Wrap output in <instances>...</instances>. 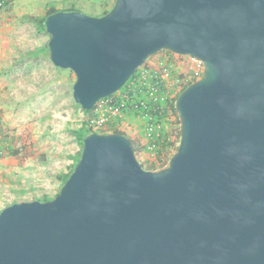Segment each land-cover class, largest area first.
Masks as SVG:
<instances>
[{
	"label": "water",
	"instance_id": "water-1",
	"mask_svg": "<svg viewBox=\"0 0 264 264\" xmlns=\"http://www.w3.org/2000/svg\"><path fill=\"white\" fill-rule=\"evenodd\" d=\"M45 28L83 110L161 51L203 73L178 95L165 168L146 170L127 135L89 133L53 199L0 212V264H264V0H116Z\"/></svg>",
	"mask_w": 264,
	"mask_h": 264
},
{
	"label": "rangeland",
	"instance_id": "rangeland-1",
	"mask_svg": "<svg viewBox=\"0 0 264 264\" xmlns=\"http://www.w3.org/2000/svg\"><path fill=\"white\" fill-rule=\"evenodd\" d=\"M94 1L100 0H6L7 5L0 7V116L4 127L0 132V212L14 200L54 198L62 185L58 175L71 171L80 158L82 143L73 131L86 127L89 114L74 101L75 74L51 62L50 36L35 26L33 18L45 16L53 7L96 16ZM159 56L167 52L152 59ZM177 58L178 63L184 61ZM133 134V140L145 144L143 131ZM16 150L18 155L12 154ZM17 161L29 166L26 173L35 184L20 195L12 192L16 187L11 189L8 179L18 177L21 169L2 167Z\"/></svg>",
	"mask_w": 264,
	"mask_h": 264
},
{
	"label": "built area",
	"instance_id": "built-area-1",
	"mask_svg": "<svg viewBox=\"0 0 264 264\" xmlns=\"http://www.w3.org/2000/svg\"><path fill=\"white\" fill-rule=\"evenodd\" d=\"M2 4L0 3V7ZM177 57L183 58L184 61L178 63ZM202 73L203 64L199 60L173 53H167V56H159L155 59L151 57L139 70L137 76L129 84L127 83L124 94H119L118 98L126 101L118 104L114 98L110 97L99 101L88 113L89 127L95 131H112L127 113L140 115L145 123L146 137V142L142 146L146 147L141 146L138 158L141 162L147 164L153 162L161 166L170 161L180 140L178 141L177 136H172L169 141L175 140V145L170 144L169 150L162 154L159 160L156 151L157 141L161 138L164 127L158 115L163 113L170 99L176 97L184 86L200 79ZM119 130L125 132L133 140L124 128Z\"/></svg>",
	"mask_w": 264,
	"mask_h": 264
},
{
	"label": "trees",
	"instance_id": "trees-1",
	"mask_svg": "<svg viewBox=\"0 0 264 264\" xmlns=\"http://www.w3.org/2000/svg\"><path fill=\"white\" fill-rule=\"evenodd\" d=\"M0 3H3L2 6L7 5L6 0H0ZM58 11H75V10H73V9H70V10H59V9H57L55 7L50 8L45 13V16H43V17H34L33 18V22H34L35 26L37 28L39 27L40 29H43L46 32L45 21H46L47 16H49L51 14H54V13H56ZM109 11H106L105 13H103V15L107 14ZM166 52L169 53V54H172L170 51H166ZM138 73H139V71L130 79V81L133 80L137 76ZM129 82H128V84H129ZM127 85L123 89H121L119 92H117L116 94L111 96L110 98H112V99L114 98L118 104H122L123 102H125L126 100L118 98V96H119V94H124V92L126 91ZM188 85L184 86L181 89V91H183ZM181 91H179V93L177 94L176 97H174V98H172V99H170L168 101V106L166 107V109H164V111H163V113L161 115H158L160 123L164 127V131L166 130L165 132L164 131L162 132L161 138H159L158 141H157V145L158 146H157L156 151H157V157L159 158V160H160V156L169 150V145L170 144L171 145H175V140L174 141L173 140L169 141V139L172 136L173 137L177 136L178 137L177 138L178 141L180 140V129H179L180 122H179V118H178L177 111H176V101H177L178 95L181 93ZM130 98L132 99L131 96H130ZM92 110L93 109H91V110H83V111L86 112V113H90ZM165 126L168 129H166ZM3 129H4L3 122H2V118L0 116V132H2ZM91 132H97V133H121V134L127 135L125 132L120 131L118 129H113L112 131H105V130H103V131H95L92 127H89V123L88 122H86V127H82V128H80L78 130L73 131V134L76 136V138L83 145L84 138ZM132 142H133L134 147L136 149L137 155H139V152L141 151L142 147L143 148L146 147V146H142V144L138 140H132ZM177 148H178V146L175 147L174 153L176 152ZM18 153H19V151L16 150V151H13L12 154L18 155ZM80 156H81V153H80ZM141 163H142V166L146 170L159 171V170L165 168L168 165L169 162H166L165 164H163L161 166H157V164L153 163V162L149 163V164L144 163V162H141ZM73 169H74V167L71 168V171H69L68 173L58 175V178L62 181V185L67 181V179L69 178V176L72 173ZM62 185H61V187H62ZM61 187H60V189H61ZM60 189H59V191H60ZM50 199H53V198L49 197L48 195H44L42 198H37L36 197L33 200L48 201ZM13 203H15V202H13Z\"/></svg>",
	"mask_w": 264,
	"mask_h": 264
},
{
	"label": "crops",
	"instance_id": "crops-1",
	"mask_svg": "<svg viewBox=\"0 0 264 264\" xmlns=\"http://www.w3.org/2000/svg\"><path fill=\"white\" fill-rule=\"evenodd\" d=\"M111 1L112 0H100L98 2L94 1L95 4L97 5V8L95 9L97 11V13H95L96 16H102L103 13H105L106 11H109V7L111 6ZM144 126H145V123H144L143 119L140 117V115L132 114V113H127L124 116L123 120L119 121V123L116 124V128H119V129L124 128L125 131L132 138L134 137L133 133L135 130H139V131L144 132ZM2 167H4L5 169H9L11 171L13 169H16V168L21 169L20 173L19 174L17 173L18 177H13V179H8V181L10 182V185L12 187L11 189L14 190V187H16V189H15L16 191H12L16 195H20V192L21 193L26 192L27 186H30L31 188L34 187L35 184H33L32 182L31 183L29 182L33 178L32 177L30 178L29 175L26 173L27 171H29L28 169H30L27 164L21 166L20 162L17 161L15 164H13V166L8 165V163H4V166H2ZM24 174H26V175H24ZM28 178H30V180ZM36 183H37V180H36ZM44 186H46V185H44ZM21 201H28V200H16V201L14 200L15 203L21 202Z\"/></svg>",
	"mask_w": 264,
	"mask_h": 264
}]
</instances>
